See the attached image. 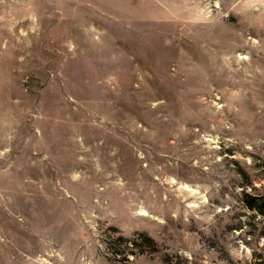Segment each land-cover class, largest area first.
Listing matches in <instances>:
<instances>
[{"label": "rangeland", "instance_id": "rangeland-1", "mask_svg": "<svg viewBox=\"0 0 264 264\" xmlns=\"http://www.w3.org/2000/svg\"><path fill=\"white\" fill-rule=\"evenodd\" d=\"M0 264H264V0H0Z\"/></svg>", "mask_w": 264, "mask_h": 264}, {"label": "trees", "instance_id": "trees-1", "mask_svg": "<svg viewBox=\"0 0 264 264\" xmlns=\"http://www.w3.org/2000/svg\"><path fill=\"white\" fill-rule=\"evenodd\" d=\"M249 207L255 208L256 206H254V204H249ZM137 236H138V238H133V239H124L123 237L119 236L117 238V242H119V240H121L126 247H129L128 244H130L133 247H138L140 249H145V247H147L148 249H153V251H156L155 250L156 246H155V243H154L152 238H150L149 236H147L146 234H143V233L137 234ZM115 246H116V244H115ZM126 247H124V248H126ZM122 254L123 253H119V255H122Z\"/></svg>", "mask_w": 264, "mask_h": 264}]
</instances>
